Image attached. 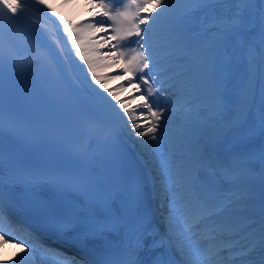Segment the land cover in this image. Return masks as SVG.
<instances>
[{
    "label": "snow or ice",
    "instance_id": "6c2138e0",
    "mask_svg": "<svg viewBox=\"0 0 264 264\" xmlns=\"http://www.w3.org/2000/svg\"><path fill=\"white\" fill-rule=\"evenodd\" d=\"M28 2L47 9L49 19L58 21L55 29H62L91 81L109 95L114 92L104 84L108 74L98 75L96 69L110 63L127 74L117 87L123 88L125 81L131 84L138 95L135 104L129 107L117 99L113 105L103 93L98 95L119 119L127 118L124 126L159 161L165 185V235L172 252L179 255V260L167 264H264V0H86L91 16L77 21L65 19L48 0H0V243L17 239L4 230L6 225L14 230L5 214L4 162L6 140L14 137L16 128L11 118L5 120V60L23 73L47 56L44 49L21 47L5 26L6 20L14 22L23 15ZM100 32L108 37L103 43L110 55H100L95 39ZM132 43L135 47L125 46ZM238 57L261 68L259 104L252 79L238 103L225 91V74ZM173 64L187 73L202 74L212 90L210 102L193 106L186 101L181 106L177 100L174 107L161 106L168 89L177 87V77L186 74L169 76ZM174 111L196 118L198 127L190 131L187 145L183 137L165 142L169 114ZM205 127L209 131L202 133ZM110 135L90 121L79 154L87 159L91 140ZM257 138L258 146L253 143ZM93 173L94 169L75 173L61 189L72 190L67 198L37 210L57 234L79 226L85 235H112L114 242L106 244L98 264H142L139 252L151 235L152 219L139 183L132 182V200L117 206L119 192ZM153 246L162 242L157 245L153 237ZM18 247L0 264H38L41 249L27 241ZM42 250L45 257L60 256ZM53 264L77 262L62 258ZM153 264L165 261L157 258Z\"/></svg>",
    "mask_w": 264,
    "mask_h": 264
},
{
    "label": "bare ground",
    "instance_id": "6f19581e",
    "mask_svg": "<svg viewBox=\"0 0 264 264\" xmlns=\"http://www.w3.org/2000/svg\"><path fill=\"white\" fill-rule=\"evenodd\" d=\"M56 9H58L59 11H62L64 12L65 11H68L65 7L62 8V7H56ZM106 56V54H105ZM250 66H252V72L253 74L257 73L258 71V79H257V84H256V88H257V94H256V103L259 104V101H258V97H259V79H260V66L257 62H252L250 64ZM256 67H258V70H256ZM106 82V81H104ZM130 88L127 89V91H129ZM92 93L94 94H97L96 90L93 91ZM115 95H118L116 93H114ZM109 97H112V95H108ZM207 99V97H206ZM111 101V104L113 105H116L117 103L115 102V99H112L110 100ZM120 101H123V103H126L127 101H129V99H126L125 97L122 98ZM210 102V99L207 100ZM103 104L105 106L108 107V105L105 103V101H103ZM109 109V112H111V109L108 107ZM180 114V118H183V119H178L179 123L178 125L181 127V131H179L178 133H173V132H168L167 135L169 137L172 138V141L170 143H176L177 141H179L180 139V136H181V133L185 130H189L191 127H194L195 129L198 127L197 123H196V118L195 117H189L185 114H183L182 112H178ZM140 122V121H139ZM191 122H194V123H191ZM121 126H124V120L121 121ZM193 129V130H195ZM192 131V130H190ZM190 131L188 132V134H190ZM200 131L202 133H207L209 131L208 128H201ZM129 134H130V128H129ZM130 136L135 140V143L137 145V147H139V150L142 154V156L146 159L147 161V164H148V167L150 168V171H151V174H152V177L153 179H155V184H156V189H157V195L159 197V200H161V204L159 202V207L160 209L165 212V208H164V203H162L164 200V191L163 189H161V186H162V178H161V170H160V165H159V161L158 159L152 154V151L148 148H146L142 143H141V138H138L136 137L134 134H130ZM185 139H184V143L185 145H187L188 143V139L186 136H184ZM194 139V137H193ZM254 145L258 146L259 145V139L257 138V140H255L254 142ZM167 216V215H166ZM20 243L14 241V242H9L7 244H4V243H0V260H4V259H7L9 256H11L14 252L16 251H19V245ZM38 255L41 257V259L39 260L38 264H53V262L55 261V259H48V258H45L44 256V253L43 251H40L38 252Z\"/></svg>",
    "mask_w": 264,
    "mask_h": 264
},
{
    "label": "rangeland",
    "instance_id": "374dc122",
    "mask_svg": "<svg viewBox=\"0 0 264 264\" xmlns=\"http://www.w3.org/2000/svg\"><path fill=\"white\" fill-rule=\"evenodd\" d=\"M253 75H252V73L250 74V75H248V77H247V79H246V81H245V83H244V85L242 86V90H241V93H240V95H239V98L238 99H240V97H241V94H242V91H243V89L248 85V82H249V80L250 79H252L253 80V77H252Z\"/></svg>",
    "mask_w": 264,
    "mask_h": 264
}]
</instances>
